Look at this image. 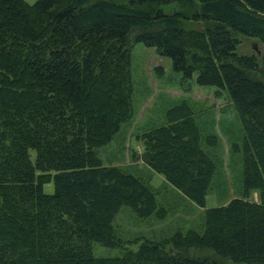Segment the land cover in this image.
<instances>
[{"label":"trees","instance_id":"1","mask_svg":"<svg viewBox=\"0 0 264 264\" xmlns=\"http://www.w3.org/2000/svg\"><path fill=\"white\" fill-rule=\"evenodd\" d=\"M171 5L182 10L166 14ZM133 35L184 80L228 92L243 121L233 152L244 194L209 209L201 233L97 257L94 243L123 248V207L140 219L162 213L144 181L97 152L132 120ZM239 36L264 42V0H0V264H264V70L238 54ZM196 119L182 101L140 140L144 162L204 208L219 140Z\"/></svg>","mask_w":264,"mask_h":264},{"label":"rangeland","instance_id":"2","mask_svg":"<svg viewBox=\"0 0 264 264\" xmlns=\"http://www.w3.org/2000/svg\"><path fill=\"white\" fill-rule=\"evenodd\" d=\"M29 4L37 0H26ZM166 14L181 11L179 5L163 8ZM187 30H201V24L186 22ZM130 39L131 72L134 87L132 120L122 126L113 141L97 152L108 166L120 167L144 181L156 194L162 209L160 216L140 219L128 207H123L114 220V226L123 248L110 249L93 244L97 257L121 256L124 250H137L145 241L163 242L177 233L191 230L201 233L205 226V214L211 208L228 205L244 194L242 156L233 152V147L244 138L243 121L227 91L216 87L199 86L196 75L186 81L174 70L172 61L162 56L155 48L134 43ZM239 55L257 57L259 69L264 70V42L239 36ZM182 101L188 102L197 112V122L204 135H216L219 147L213 151L217 173L204 208L196 205L170 185L163 175L153 171L144 162V147L140 135L166 123L167 112ZM45 192L52 194L54 185H45ZM258 202L257 193L250 196ZM200 257L215 259L212 252H197ZM216 260L221 261L219 258ZM223 264L234 263L231 260Z\"/></svg>","mask_w":264,"mask_h":264}]
</instances>
